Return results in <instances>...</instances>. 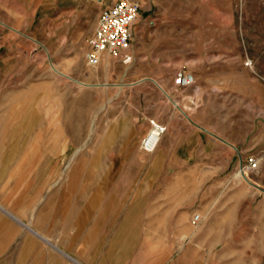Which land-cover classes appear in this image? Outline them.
Segmentation results:
<instances>
[{
	"label": "rangeland",
	"instance_id": "374dc122",
	"mask_svg": "<svg viewBox=\"0 0 264 264\" xmlns=\"http://www.w3.org/2000/svg\"><path fill=\"white\" fill-rule=\"evenodd\" d=\"M115 1L0 0V114L8 116L6 129L0 128V171L22 164L86 170L89 185L105 171L106 208L147 201L160 216L164 186L177 180L180 164L183 185L200 197L194 207L185 201L190 229L203 223H192L194 214L204 217L201 209L230 207L221 212L245 221L233 225L217 252L257 251L264 264V0H133L141 9L133 25L132 62L106 57L91 67L87 40L101 10ZM178 73L190 81L175 84L186 123L208 110L205 89L211 85L218 90V126L226 115L232 126L237 113L254 114L248 140L218 144V161L177 163V147L164 141V78L175 81ZM154 124L165 131L145 152L141 143ZM187 125L188 157L207 155L208 147ZM12 155L30 162H13ZM249 157L257 160L255 169L245 168Z\"/></svg>",
	"mask_w": 264,
	"mask_h": 264
},
{
	"label": "crops",
	"instance_id": "0c3cea01",
	"mask_svg": "<svg viewBox=\"0 0 264 264\" xmlns=\"http://www.w3.org/2000/svg\"><path fill=\"white\" fill-rule=\"evenodd\" d=\"M164 40L168 42L167 31ZM136 51L131 49L133 55ZM173 77L164 78V141L177 147V163L218 161L213 152L218 144L234 147L248 140L249 119L255 121L254 114L237 113L240 118H234L232 126L228 125L226 115L225 125L218 126V90L211 85L205 89L208 101L204 105H208V110L202 112L203 117L197 114L186 123L183 118L187 117H180V89ZM4 115L0 114L1 129H6L3 123L8 122ZM187 124L200 143L208 147L207 155L188 157L184 137ZM3 144L1 139L0 145ZM3 156L0 154V161ZM25 158L17 155L11 161L30 162ZM230 160L228 157L227 161ZM12 166L11 170L0 171V264H260L257 251L217 252L219 243L231 238L233 225L245 221L221 212L230 211V207H216L213 213L201 209L203 223L190 229L183 218L185 201H193L194 207L200 197L199 192L195 194L183 185L184 170L180 164L177 180L164 186L166 196L160 206L164 213L160 216L154 215L153 204L147 201L112 203L106 208L105 171H98L96 185H89L86 170ZM137 192L135 188L134 193ZM170 214L177 216L169 217ZM250 224L260 225V221L252 220ZM202 241L211 245L205 248Z\"/></svg>",
	"mask_w": 264,
	"mask_h": 264
},
{
	"label": "built area",
	"instance_id": "2783aa9c",
	"mask_svg": "<svg viewBox=\"0 0 264 264\" xmlns=\"http://www.w3.org/2000/svg\"><path fill=\"white\" fill-rule=\"evenodd\" d=\"M141 5L133 0H116L107 6L98 15L93 34L87 40L85 61L91 67L98 66L106 57L119 60L122 64H130L133 60L131 43L133 40V25L138 18ZM175 84L183 86L188 84L189 78L178 73ZM159 136L165 127L161 128L154 124ZM149 135L141 143V149L150 152L156 144L148 142ZM258 162L255 158L246 159L245 168L255 169ZM200 215L192 216V223L200 222ZM71 264V263H70Z\"/></svg>",
	"mask_w": 264,
	"mask_h": 264
},
{
	"label": "bare ground",
	"instance_id": "6f19581e",
	"mask_svg": "<svg viewBox=\"0 0 264 264\" xmlns=\"http://www.w3.org/2000/svg\"><path fill=\"white\" fill-rule=\"evenodd\" d=\"M159 140V134L157 133V130L156 129H153L150 134H149V138H148V142L153 145V144H156ZM239 176L240 177H244L243 174H241V172L239 173Z\"/></svg>",
	"mask_w": 264,
	"mask_h": 264
}]
</instances>
